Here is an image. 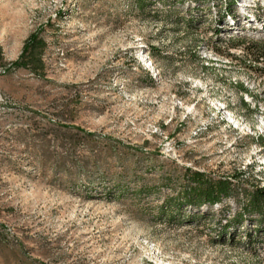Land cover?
Masks as SVG:
<instances>
[{
    "label": "rangeland",
    "instance_id": "1",
    "mask_svg": "<svg viewBox=\"0 0 264 264\" xmlns=\"http://www.w3.org/2000/svg\"><path fill=\"white\" fill-rule=\"evenodd\" d=\"M225 1L0 0V264H261L220 215L157 216L186 169L264 184V105L245 117L238 83L264 84L227 48L264 39V0ZM38 29L40 75L12 66Z\"/></svg>",
    "mask_w": 264,
    "mask_h": 264
},
{
    "label": "trees",
    "instance_id": "2",
    "mask_svg": "<svg viewBox=\"0 0 264 264\" xmlns=\"http://www.w3.org/2000/svg\"><path fill=\"white\" fill-rule=\"evenodd\" d=\"M238 0H226V8L223 14L225 19L227 14H234L231 10L232 6ZM138 4L143 7L144 0H138ZM41 29L32 32L24 43L22 53L19 58L12 63L15 68H27L34 73L42 74L44 67V52L47 46L46 41L40 35ZM216 30V35H219ZM229 49L241 48L246 52V58L238 60L244 70L253 74L255 80H260L264 84V39H250L249 42L239 41L238 39L229 40ZM218 54L223 52L214 49ZM226 57H234L233 54L227 52ZM263 63V65H262ZM238 87L243 94H248L255 102V107L241 100V104L246 109L243 113L248 117L252 112L262 113L259 108L264 105V97L255 94L245 83H238ZM264 93V92H263ZM263 114V113H262ZM257 142L264 148V137L257 136ZM241 176L235 175V180ZM166 187L170 188L174 194L166 195L162 205L158 208L157 216L166 218L171 221L185 220L188 223L205 221L207 217L220 215L215 226L210 231L215 233L217 239L230 243L244 244L252 254L260 259L264 264V184H258L253 190L241 186L238 188L229 178H212L201 171L186 169L180 176L169 175L165 178ZM160 187L142 186L138 191L141 196H145L155 192ZM240 190V193H239ZM234 199L238 204L235 211L231 212L229 206L216 212L203 211L202 207H214L221 204L224 200ZM193 209L187 213L185 209Z\"/></svg>",
    "mask_w": 264,
    "mask_h": 264
}]
</instances>
